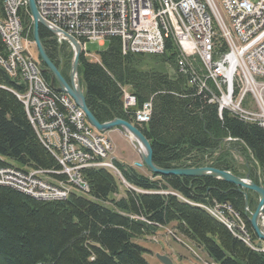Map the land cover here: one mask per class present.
Returning <instances> with one entry per match:
<instances>
[{
    "label": "trees",
    "instance_id": "obj_1",
    "mask_svg": "<svg viewBox=\"0 0 264 264\" xmlns=\"http://www.w3.org/2000/svg\"><path fill=\"white\" fill-rule=\"evenodd\" d=\"M0 7L5 16L3 0ZM21 16L23 25L31 28L28 37L33 41L31 16ZM40 39L50 60L70 81L73 54L67 44L60 45L44 27ZM109 41V48L99 53V63L83 54L79 61L87 106L100 123L136 122L123 106L126 88L136 97L138 109L151 106L149 123L136 125L149 140L159 168L211 167L242 178L244 170L264 187V128L228 111L220 117L218 105L210 104L208 95L190 87L187 76L176 71L174 43L167 41L165 55L151 56L124 55L121 40ZM0 51L6 56L1 36ZM168 65L174 74L167 72ZM41 67L43 80L51 86L52 74L44 64ZM26 91V83L0 67V169L14 162L19 170L45 171L52 180L65 182L67 177L57 174L58 161L16 96ZM115 163L139 192L126 188L118 199L122 182L102 168L84 170L89 192H72L65 200H39L0 186V264H149L145 255L150 250L135 240L155 236L162 228L166 234L172 229L184 236L217 264H264L260 245L264 241L249 222L258 204L255 193L248 191L247 209L243 192L232 183L209 177L145 175ZM218 204L230 206L243 220L250 245L204 208ZM253 243L259 247L253 248Z\"/></svg>",
    "mask_w": 264,
    "mask_h": 264
},
{
    "label": "built area",
    "instance_id": "obj_2",
    "mask_svg": "<svg viewBox=\"0 0 264 264\" xmlns=\"http://www.w3.org/2000/svg\"><path fill=\"white\" fill-rule=\"evenodd\" d=\"M6 3L10 16L0 13V28L10 40V53H4L5 56L0 51V67L27 84L26 93L16 96L23 102L40 140L58 161L61 171L57 174L67 180L53 185L44 180L49 175L45 171L6 168L0 169V181L37 193L44 201L64 200L71 188L89 192L82 177L88 165L108 166L125 183L121 170L112 167L111 142L89 125L83 111L68 95H55L43 81L41 66L29 53L32 42L22 22L21 14L24 11L30 14L27 0H6ZM35 3L40 17L57 30L58 43L71 45L66 34L78 43L86 57H90L88 43L104 45L113 38L121 40L124 55L162 56L167 41H171L178 51L176 70L187 76L190 87L208 95L210 104L218 105L220 117L228 111L240 120L264 127V0H35ZM55 102L63 109L57 108ZM123 106L127 112L137 108L136 97L126 90ZM133 117L136 123H149L150 104L136 109ZM76 142L110 153V160L78 153ZM213 211L229 221V230L236 236L251 240L243 220L230 206L218 204Z\"/></svg>",
    "mask_w": 264,
    "mask_h": 264
},
{
    "label": "water",
    "instance_id": "obj_3",
    "mask_svg": "<svg viewBox=\"0 0 264 264\" xmlns=\"http://www.w3.org/2000/svg\"><path fill=\"white\" fill-rule=\"evenodd\" d=\"M29 12L33 21V40L38 52V58L46 67V71L53 76L51 87L58 93L68 95L74 103L83 111L87 122L99 133H107L114 129H121L128 133L133 139L136 149L139 153L141 163L137 164L139 167H145L151 174L167 176H191V177H209L223 180L234 184L240 190H243L245 197L246 208L248 209V191L255 193L258 197V204L254 212L249 217V222L259 240L264 241V228L261 226V219L264 216V187L255 184L248 174L244 178L235 176L229 172L220 171L211 167L206 168H191V169H175L166 170L155 165L152 155V147L145 135L132 122H127L121 119L107 123H100L92 112L89 110L86 103V89L82 85L79 76V61L81 51L78 43L70 36L66 35L67 40L73 45V60L71 63L70 81H67L62 75V69L58 68L48 57L40 39V28L48 29L55 36L57 30L52 29L39 15L35 0H27ZM133 110H131L132 112ZM156 258L162 264H173L171 259L164 255H156Z\"/></svg>",
    "mask_w": 264,
    "mask_h": 264
},
{
    "label": "rangeland",
    "instance_id": "obj_4",
    "mask_svg": "<svg viewBox=\"0 0 264 264\" xmlns=\"http://www.w3.org/2000/svg\"><path fill=\"white\" fill-rule=\"evenodd\" d=\"M24 14L26 13L25 11L23 12ZM33 25V22H32ZM30 27H25L26 32L29 33L30 31ZM1 36V34H0ZM31 40V39H30ZM33 42V41H32ZM110 46V41H106L105 45H99L98 43H88L87 44V51L89 54L92 55V58L87 57L91 62L97 63L99 60V53L106 51ZM67 51L71 52V50L67 47ZM29 53L32 54L38 61H40L38 59V52L36 50V46L33 42V46L29 48ZM167 72L172 75L174 74L175 70L173 69L172 66L168 65L166 67ZM111 132V131H110ZM111 138L109 137L108 134H105L106 138H109L111 143H112V152L113 154L111 155V157L116 158L117 160L118 157L119 158H124V162L132 160L133 162H135L137 159L140 161V156L139 153L136 149V146L134 143H132L130 141L129 135L127 133H125L122 130V134L120 137H118L117 135H110ZM78 143V142H77ZM79 146V144H77ZM92 148H95L93 146H91ZM92 148H88L86 150V148L81 147V150H86L89 151L91 156L94 154L91 152ZM78 149V147H77ZM110 153H107V156H109ZM101 160H110V156L108 159H101ZM10 164L16 166V164L14 162H10ZM112 164L113 160H112ZM113 167V165H112ZM97 168H106L108 171H110L114 176H116V174H114L113 170H111L110 167L108 166H101V165H88V169H97ZM140 173H143L145 175H150L148 170L146 168L143 167H137L136 168ZM45 181L48 182H55V183H59L55 180L49 179L48 177L44 178ZM1 182V181H0ZM16 185V184H15ZM0 186H8L6 184H0ZM11 188H14L20 192H23L31 197H34L28 193H26L25 191L21 190L18 188V186H8ZM130 189L129 187L125 186L123 188L120 189V193L117 196V198H122L125 195V189ZM136 192H139L140 190L136 189ZM72 192L78 193L77 191L74 190V188H71ZM37 194V193H36ZM80 194V193H79ZM35 198V197H34ZM39 199V198H37ZM44 200V199H41ZM208 213H210L214 218H216L217 220H219L220 222L224 223L228 228H229V221L226 220V218H224V216H221V214H219L216 211H212L213 208H207L204 207ZM171 233H173L174 231L172 229H170ZM170 234V232H169ZM174 236V235H173ZM173 236H168L163 230L159 232V234L155 235V236H151V237H146L143 238L141 240H135L136 243H138L139 245H141L142 247L150 250V253L148 255H145V259L147 260V262L149 264H162L161 262L158 261V259L156 258L157 254H163V255H167L173 262V264H202L201 262H198L196 257L194 256V249H189L187 246L184 245L183 242L186 241V239H184L181 236V239L177 236V238H174ZM246 239V241L244 240ZM243 240L247 243V244H251L250 240H248L247 238H243ZM182 241V242H181ZM193 246V245H192ZM253 247H256L257 245L253 243L252 245ZM197 257H201L203 258V260H206L204 258V256L202 255V253L200 254L199 252H196Z\"/></svg>",
    "mask_w": 264,
    "mask_h": 264
},
{
    "label": "bare ground",
    "instance_id": "obj_5",
    "mask_svg": "<svg viewBox=\"0 0 264 264\" xmlns=\"http://www.w3.org/2000/svg\"><path fill=\"white\" fill-rule=\"evenodd\" d=\"M2 1V0H1ZM3 4H4V11H5V16H10V9H7V3H6V0H3ZM1 8H3V7H0V10H1ZM0 34H1V37H2V39H3V41H4V44H5V47H6V53H10V40H7V34H6V32H3V28H0ZM3 68V67H2ZM4 69V68H3ZM5 71H7V69H5ZM41 76H42V74H41ZM44 81V80H43ZM45 82V81H44ZM66 95V94H65ZM218 112H219V108H218ZM262 127V126H261ZM262 128H264V127H262ZM77 144H79V146L77 145ZM77 147H78V153H84V155H88V156H91V154H90V152L89 151H86L89 147L90 148H92L91 146H87V145H85V143L84 142H76V149H77ZM81 147H83V148H86V150H81ZM93 154H94V156L93 157H98V160H101V159H108L109 158V156H110V154H109V156H107V153H101V150H96V148H92V151H91ZM113 163H114V161H113ZM113 165V167H117L116 165H115V163L114 164H112ZM103 169H106V168H103ZM107 170V169H106ZM0 184H6V185H8V186H16L15 184H13V183H11V182H0ZM18 188H19V186H18ZM19 189H21V188H19ZM22 190V189H21ZM24 191V190H23ZM242 192H244L243 190H241ZM26 193H28V194H30V195H32V196H34L36 199L37 198H39V200H41V199H44V197H41V195H38V194H36V193H30V191H25ZM248 193V192H247ZM245 198V197H244ZM233 210V209H232ZM213 211V210H212ZM234 211V210H233ZM214 212V211H213ZM237 214V213H236ZM238 215V214H237ZM169 232L171 233V231L170 230H168V233L167 234H169ZM174 233V232H173ZM248 240H250L249 238H247ZM245 241H246V239H244ZM250 243H251V240H250ZM254 248V247H253ZM195 254V253H194ZM197 259V261L198 262H201L202 264H206V262H205V260H203V258H201V257H198V258H196Z\"/></svg>",
    "mask_w": 264,
    "mask_h": 264
},
{
    "label": "crops",
    "instance_id": "obj_6",
    "mask_svg": "<svg viewBox=\"0 0 264 264\" xmlns=\"http://www.w3.org/2000/svg\"><path fill=\"white\" fill-rule=\"evenodd\" d=\"M100 62V58H99V60H98V62L97 63H99ZM108 135H109V137L111 138V136L110 135H114V136H118V137H120L121 136V134H122V131L121 130H113V131H111V132H108L107 133ZM124 156H123V158L121 159V158H119L118 157V159L119 160H117L116 158V160L119 162V163H121V164H123V165H126V166H129V167H135V165L137 164V163H139L140 161L137 159L135 162H133L132 160H129V161H126V162H124ZM238 158V160H239V162H243L242 161V159H240L239 157H237ZM241 174H243V175H246V172L244 171V170H242L241 172H240Z\"/></svg>",
    "mask_w": 264,
    "mask_h": 264
}]
</instances>
